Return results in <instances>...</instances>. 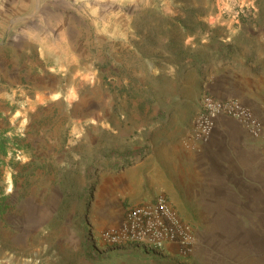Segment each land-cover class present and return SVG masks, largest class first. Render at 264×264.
Segmentation results:
<instances>
[{
    "label": "rangeland",
    "instance_id": "1",
    "mask_svg": "<svg viewBox=\"0 0 264 264\" xmlns=\"http://www.w3.org/2000/svg\"><path fill=\"white\" fill-rule=\"evenodd\" d=\"M45 1L0 35V264H202L197 245L182 256L94 236L145 193L197 223L195 180L152 162L150 133L198 106L221 65L264 63V0H59L61 21Z\"/></svg>",
    "mask_w": 264,
    "mask_h": 264
},
{
    "label": "crops",
    "instance_id": "2",
    "mask_svg": "<svg viewBox=\"0 0 264 264\" xmlns=\"http://www.w3.org/2000/svg\"><path fill=\"white\" fill-rule=\"evenodd\" d=\"M6 2L0 7V35L10 36L20 30L10 27V19L40 15L46 1ZM53 2L50 10L61 21V2ZM64 3L73 12V0ZM42 43L38 45L43 48H37L39 61L56 69L59 60ZM46 59L52 63L46 65ZM245 65L247 70L234 63L221 65L202 80L203 93L242 100L264 124V63L254 57ZM196 109L167 112L151 130L152 152L160 157L152 162L171 161L175 173L196 182L197 253L202 264H264V129L261 136L252 137L237 120L221 116L210 137L196 141L192 137ZM146 194L137 197L141 200Z\"/></svg>",
    "mask_w": 264,
    "mask_h": 264
},
{
    "label": "built area",
    "instance_id": "3",
    "mask_svg": "<svg viewBox=\"0 0 264 264\" xmlns=\"http://www.w3.org/2000/svg\"><path fill=\"white\" fill-rule=\"evenodd\" d=\"M221 116L237 120L252 137L263 132L261 118L242 100L204 92L192 120L193 139L206 141ZM94 241L97 248L136 245L187 256L197 245V226L161 191L125 206L120 222L98 231Z\"/></svg>",
    "mask_w": 264,
    "mask_h": 264
}]
</instances>
